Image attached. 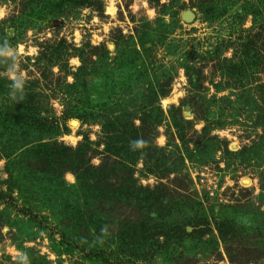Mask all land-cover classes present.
I'll return each mask as SVG.
<instances>
[{
    "label": "rangeland",
    "instance_id": "374dc122",
    "mask_svg": "<svg viewBox=\"0 0 264 264\" xmlns=\"http://www.w3.org/2000/svg\"><path fill=\"white\" fill-rule=\"evenodd\" d=\"M54 5L0 0V264H264V0ZM150 109L164 162L110 183L107 135Z\"/></svg>",
    "mask_w": 264,
    "mask_h": 264
},
{
    "label": "trees",
    "instance_id": "16d2710c",
    "mask_svg": "<svg viewBox=\"0 0 264 264\" xmlns=\"http://www.w3.org/2000/svg\"><path fill=\"white\" fill-rule=\"evenodd\" d=\"M52 2L55 3V5L53 6L55 7L54 10H57L58 8L60 9L65 4H68L70 6L71 4H74V5L75 4L77 5L85 4V0H81V1L80 0H58V3H57V0H52ZM48 4L49 6H51L50 3ZM202 13L204 17L207 16L208 9H203ZM9 22L10 21H1L0 32H3L4 25H7ZM0 40L2 42L0 44V49L9 48V44H8L9 38L8 37L6 38H4V36L2 38L0 37ZM143 53L147 55L146 59H149L148 49H146L144 44H142L141 50L132 48V49L125 50V52H123L122 54L125 57L130 54H136L138 56L137 58H141L143 56L142 55ZM146 117H148L147 123L146 121L141 120V124L138 127L134 125L133 122H132V125H128V127L122 132H119L118 127H117V129H115L114 132L111 133V135L115 139L114 138L111 139L109 137L110 135H107L106 133V135L109 138L108 142H106L107 151L109 150V152L107 153L106 151L105 153H107V155H105L104 157H101L103 158L101 162V166L97 168L96 170L98 171L103 170V171L108 172V169H109L110 172L107 178H108V181H110V183H112V180L115 179V181H118V183L121 184L122 187H124L125 181L129 180L128 178L130 177L127 174L128 169L131 168L130 165H133V163L135 164V161L138 162V160H140V157L142 158L141 160L145 162L149 161L150 159L152 162L154 161L156 168L157 166L160 167L159 163L161 164L164 162L163 157L165 156L163 155H166L167 149L159 147L158 145L155 144V139H157L156 137L159 135V127L165 122L164 113L159 111L154 115L153 109H150V111L146 113ZM183 118L184 117H181V120ZM149 120H150V123H148ZM178 120L180 119H178L177 117H173V120H172L173 125L171 123L172 126L170 128L172 127L173 129L182 128L181 122L179 123ZM205 131H207V129H205ZM116 139H118L117 140L118 142L116 141ZM169 139H171V135ZM212 139H215V137H213ZM89 141H90L89 139H85V142H88V144H90ZM133 145L136 146L138 149L136 153L131 151V147ZM46 147L51 148V149H48L47 153L49 154L46 155L45 159L43 158L41 161H38V164L35 166L38 167L41 164V167L50 174L52 171H58L61 168L62 164L67 163L69 149L67 147H60L56 151L55 147H51V146L49 147V145H47ZM115 147H120V150L121 151L124 150L125 152L121 153V151L116 150ZM128 151H131V152H128ZM72 152H74L73 157H72L73 159L72 162L76 164V168H77L75 172L77 173L78 171H81L83 168H85L84 171L86 172L87 170L88 176H90L89 168L94 169L93 168L94 166L90 167V165L84 164V158L81 157V154L84 153V150L81 148L79 149L77 148L75 151L72 150ZM116 157H117V160H116ZM157 162H158V165H157ZM52 165H55L56 167L54 168L50 167ZM155 167H153V170H152L153 172L156 169ZM78 179L81 181L82 175L81 176L78 175ZM87 179H90V177H88ZM86 184H88V182ZM112 189L113 191H119L121 190V187L120 186L113 187ZM30 214H33L32 211H30ZM62 238L64 237L62 236Z\"/></svg>",
    "mask_w": 264,
    "mask_h": 264
},
{
    "label": "water",
    "instance_id": "95a60500",
    "mask_svg": "<svg viewBox=\"0 0 264 264\" xmlns=\"http://www.w3.org/2000/svg\"><path fill=\"white\" fill-rule=\"evenodd\" d=\"M196 15L192 11H187L183 14V20L186 22H192Z\"/></svg>",
    "mask_w": 264,
    "mask_h": 264
},
{
    "label": "bare ground",
    "instance_id": "6f19581e",
    "mask_svg": "<svg viewBox=\"0 0 264 264\" xmlns=\"http://www.w3.org/2000/svg\"><path fill=\"white\" fill-rule=\"evenodd\" d=\"M169 100H170V99H166V100H164V101H163V104H164L165 106L168 105Z\"/></svg>",
    "mask_w": 264,
    "mask_h": 264
},
{
    "label": "clouds",
    "instance_id": "9594fccd",
    "mask_svg": "<svg viewBox=\"0 0 264 264\" xmlns=\"http://www.w3.org/2000/svg\"><path fill=\"white\" fill-rule=\"evenodd\" d=\"M13 79H15V76H13ZM102 232H106V230L105 229H103L102 228V230H101ZM107 234V233H106Z\"/></svg>",
    "mask_w": 264,
    "mask_h": 264
}]
</instances>
